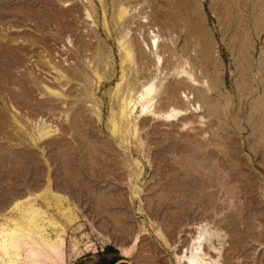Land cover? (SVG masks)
I'll return each instance as SVG.
<instances>
[{
  "label": "rangeland",
  "instance_id": "374dc122",
  "mask_svg": "<svg viewBox=\"0 0 264 264\" xmlns=\"http://www.w3.org/2000/svg\"><path fill=\"white\" fill-rule=\"evenodd\" d=\"M196 234L264 264V0H0V264H180Z\"/></svg>",
  "mask_w": 264,
  "mask_h": 264
},
{
  "label": "bare ground",
  "instance_id": "6f19581e",
  "mask_svg": "<svg viewBox=\"0 0 264 264\" xmlns=\"http://www.w3.org/2000/svg\"><path fill=\"white\" fill-rule=\"evenodd\" d=\"M120 14H123V11L120 13ZM149 39V40H148ZM80 42V41H79ZM128 46L126 45V48ZM132 49L139 54L140 58L143 54L146 53V50L149 49V50H153L155 51V53H160L161 52V48H160V44H159V39L157 37L156 34H153L152 32H147L145 33V35L141 38V41L139 40L138 37L134 36L132 37ZM127 53V57H129L131 54L129 52V50L126 52ZM152 55V53H151ZM161 60V58L158 56V60H157V63H159V61ZM158 65V64H157ZM194 82V81H193ZM143 85V84H141ZM153 86V85H152ZM142 88V87H141ZM152 91V88L150 87H147L145 84L143 85V97L145 99H147V106H146V110H149L150 107H151V98L149 97V95L151 94ZM141 94V93H140ZM175 99L177 100H180L178 98V96L175 94V92L172 90L171 93H170ZM185 98L188 97L187 94L185 95ZM141 97V96H140ZM190 97V96H189ZM193 98V96H192ZM138 99V98H137ZM187 99V98H186ZM137 101V100H136ZM187 101V108H185L184 110H188L191 109V110H195L197 107H198V104L192 102L189 99L185 100ZM143 109H144V106H142ZM171 112H173V114H178L182 112V110H175V109H170ZM170 111H166L165 112V115L166 117H171V115H173ZM144 112V111H143ZM125 114V113H124ZM127 122V121H126ZM127 129V128H126ZM126 131V130H125ZM34 212V211H33ZM52 222V221H51ZM15 224V223H14ZM38 224V223H37ZM42 225V224H41ZM30 226V225H29ZM30 229V227H28ZM37 228V226H36ZM41 229V228H40ZM39 229V230H40ZM19 229L17 227H14L12 229V233L9 237V240L2 244V247L5 246H10V244L16 239L17 240V237H18V234H17V231ZM21 230V229H20ZM37 230V229H36ZM43 230V229H42ZM41 230V231H42ZM45 230V229H44ZM25 231V230H24ZM27 231V230H26ZM31 231V229L29 230V232ZM19 233V232H18ZM26 233V232H25ZM32 233V231H31ZM38 233V231L36 232V234ZM47 233V232H46ZM4 234V233H3ZM28 235H30L29 233H27ZM48 234V233H47ZM42 235V234H41ZM34 236V235H32ZM36 236V235H35ZM44 237L46 236L43 235ZM61 236V234H60ZM59 236V237H60ZM22 237V236H21ZM19 238V237H18ZM28 238V237H27ZM43 238V237H42ZM33 239V238H32ZM56 239V238H55ZM54 239V240H55ZM21 240V239H20ZM28 240V239H27ZM30 240V238H29ZM28 240V241H29ZM53 240V239H52ZM26 241V240H25ZM19 242V239L18 241ZM23 242V240H22ZM22 242L20 243V246L22 244ZM187 242V241H186ZM16 243V242H15ZM27 243V242H25ZM29 243V242H28ZM13 244V243H12ZM24 244V243H23ZM34 244H37L35 243L34 241ZM185 244V243H184ZM16 245V244H15ZM25 245V244H24ZM31 245V244H30ZM29 245V246H30ZM33 245V244H32ZM183 245V243H182ZM8 246V247H9ZM11 246H14V245H11ZM28 246V245H27ZM26 246V248H27ZM18 247V246H17ZM24 247V250H25V246ZM7 248V247H6ZM44 248H45V252H43L40 256L43 257L44 259V264H52L57 258H60L61 256V240L60 241H47L45 242V245H44ZM182 249V247H181ZM35 250V249H34ZM32 248L29 249V254L31 252V254H33L34 251ZM27 251V250H26ZM25 251V252H26ZM37 251V250H36ZM35 251V252H36ZM39 251V250H38ZM43 251V249H42ZM215 251H216V248L212 245L208 246L207 247V244H205V239L202 238V234H196L195 236H193L191 238V240L189 241V243L187 244V246L181 251V253L179 254V263L180 264H215L214 262V258H212V256L215 255ZM41 252V251H40ZM23 254V253H22ZM16 255V254H15ZM19 255V254H18ZM17 256V255H16ZM40 257V258H42ZM16 259H13L12 260V257L9 259L8 261V264H15L14 262L17 261V264H20L21 263V259L20 257L18 258L15 257ZM23 258V257H22ZM35 259V258H33ZM38 259V258H37ZM232 260V259H231ZM231 260L230 258L226 257L224 259V264H231ZM6 261V262H7ZM233 263V262H232ZM24 264V263H23ZM26 264H43L42 261H34V260H31L30 262H27ZM55 264V263H54Z\"/></svg>",
  "mask_w": 264,
  "mask_h": 264
},
{
  "label": "water",
  "instance_id": "95a60500",
  "mask_svg": "<svg viewBox=\"0 0 264 264\" xmlns=\"http://www.w3.org/2000/svg\"><path fill=\"white\" fill-rule=\"evenodd\" d=\"M120 261H125V260H122V259H121ZM126 262H127L128 264H130L128 261H126Z\"/></svg>",
  "mask_w": 264,
  "mask_h": 264
}]
</instances>
